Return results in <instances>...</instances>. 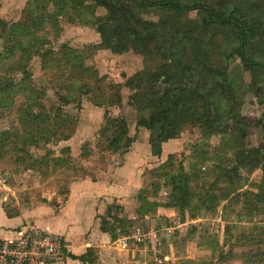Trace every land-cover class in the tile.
<instances>
[{
	"label": "rangeland",
	"instance_id": "1",
	"mask_svg": "<svg viewBox=\"0 0 264 264\" xmlns=\"http://www.w3.org/2000/svg\"><path fill=\"white\" fill-rule=\"evenodd\" d=\"M124 1L133 14L155 27L158 41L143 44L122 38L103 6H98L93 14L89 9L82 13L74 9L66 12L52 3L41 10L31 7L35 6L34 0H0V19L8 24L23 23L30 9L42 11L43 22L26 37L29 42L44 44L39 52L53 50L49 57L33 52L25 56L32 77L21 92L12 96L1 90L0 134L9 130L15 134L12 141H21L19 136L24 130L19 108L26 103L60 106L72 118L57 137L49 142L40 141L37 146L28 145L21 152H16L12 144L4 149L0 139V200L5 210L19 213L54 198L56 203L57 198L66 197L71 184L106 176L109 169L112 176L126 165L125 173H135L140 178L136 200L128 203L127 211L121 205L123 213L130 215L124 224L125 233L131 235L129 240L146 249L140 253V264H264V198L257 197L264 172L257 160L261 153L250 152L264 144V71L257 70L262 74L256 76L254 83V74L244 68L240 58L228 56L231 35L227 29L206 30L204 43L195 40L194 35L201 31L197 11L144 8L133 0ZM198 1L227 11L241 6L249 17H260L259 24L264 28V0ZM183 35L187 43L178 46ZM6 36L0 29V83L9 76L15 81L22 78L16 69L19 58L8 57L3 51ZM110 38L113 44L124 41L127 49L112 51L106 43ZM198 51L206 53L197 55ZM250 53L254 58H264V42L255 39ZM80 60L85 67L77 66ZM178 60L211 64L222 72V84L227 78L231 82L225 85L232 87V93L224 99L219 96L222 89L217 90L211 102L219 100L224 110L232 107L245 119L247 136L241 150L249 157L234 179L220 177L218 173L221 164L228 169L239 165L231 126L220 133L201 123L186 124L176 137L162 143V151L156 155L151 139L157 132L138 125L142 117L169 105L167 89L183 85L187 98L193 96L191 87L195 83H199L200 93L206 91L201 89L198 76L188 79V71L176 68ZM87 67L93 71L88 78L80 79L78 76ZM112 94H119L120 100ZM109 95L114 102L108 99ZM61 96L69 98L70 103H64ZM106 110L111 116L126 120L129 135L134 139L128 151L107 148L108 141L102 133ZM225 122L233 125V120L226 118ZM180 167L189 173L200 194L215 196L212 203L201 204L197 199L184 212L166 206L171 176ZM157 185L160 189L154 193ZM227 191L231 193L224 196ZM147 232L150 235L145 241L134 237Z\"/></svg>",
	"mask_w": 264,
	"mask_h": 264
},
{
	"label": "trees",
	"instance_id": "2",
	"mask_svg": "<svg viewBox=\"0 0 264 264\" xmlns=\"http://www.w3.org/2000/svg\"><path fill=\"white\" fill-rule=\"evenodd\" d=\"M133 1L144 8L161 7L181 13L197 11L200 15V24L197 25L199 26L198 29L201 31H197L194 35L195 40L198 38L200 40L199 43H204L206 30H211L213 28L227 29L230 31L231 35V48L228 56H237L240 58L244 68L254 74V83L257 82V79H255L257 78L256 76L262 74L257 72V70L264 71V58H254L250 53L251 44L255 39L264 42V28L262 29L261 24H259L261 23L260 17H249V15L243 12L241 6H233L227 11L223 8H218L215 5L198 0ZM34 2L35 6L32 4L31 7L40 8L41 10H45L47 5L52 3L57 9H65L66 12H68L69 9H74L76 12L82 13L84 10L88 12L89 9L93 14L98 6H103L108 10V19L116 23L115 29L117 34L122 38H126L133 42H141L143 44L159 40L155 27L151 28V23L149 21L143 20L133 14V11L129 9L124 0H34ZM43 19V12H38V10L34 12L33 9H30V12L28 11L26 20L23 23L16 22L8 24L5 20L0 19V29L7 33V42L5 43V49L3 51L6 52L8 57L16 56L19 58V60L16 61V64H18L16 69L22 74V78H20L19 81H15L16 78L10 76L4 79L3 82L0 83V92L5 89L9 95L14 96L18 91L21 92L23 87L28 85V82L31 81L32 73L28 63L24 60L26 55H31L33 52L35 54H40L42 57H49L53 53V50L50 49L39 52V50L41 51L43 49L44 44L40 41L29 42V39L26 37L43 22ZM190 29H193L192 25H190ZM186 36H190L188 31L186 32ZM37 42L40 43L39 46H37ZM178 42V46L186 45L187 40L185 35H183V39ZM106 43L114 52L125 51L128 47L124 41H121L119 44H113L111 38ZM62 47L66 46L64 45ZM197 49L199 50V47H197ZM170 50L172 53L174 52L173 49L170 48ZM199 53L202 54L206 52L198 51L197 55ZM68 61L70 62V60ZM77 66H81L82 68L85 67L83 65V60H80ZM176 68L184 73L188 71V79L193 80L198 76V82H201L202 86L201 89L206 88V91L200 93L198 88L199 83H195L194 86L191 87V94L193 96L187 98L185 96L186 88L183 85L177 84L172 89L166 90V95H170L169 105L153 111L149 117H142L138 121V125L152 131L155 130L158 133L151 139V145L156 155L161 153L162 143L176 137L186 124L201 123L211 128L213 132L217 131L220 133L231 126L232 128L230 129L235 135V149L237 151L239 165L228 169V167H223L221 164L218 166V173L220 177L226 176L234 179V175L239 173V168L242 166L243 161L249 157L246 155L245 150H241L245 145L247 136L245 119L239 116L238 113H235L232 107L225 108L226 110H224L219 100L211 102L212 96L216 95L217 90L222 89L219 96L223 95V98L226 94L232 93V87L225 85L231 82H229L227 78L226 83L222 84L219 78L222 72L213 65L206 64L200 60L194 61L193 64L178 60ZM92 71V68L87 67L81 71L78 77L80 79L88 78ZM215 77H217L216 80L214 79ZM166 79H168V77ZM209 80H211L212 83H208ZM211 84L214 85L212 86ZM254 87L255 84L253 88ZM87 91H89V88L86 92ZM116 95L117 94H112L114 98ZM112 96L109 95L108 99L113 100ZM116 98L118 101L120 100L119 94ZM61 100L64 101V103H70V99L66 96H61ZM226 118L233 120V125H231V123H226ZM104 119L105 123L102 127V133L105 134L108 141L107 148L111 150L122 149V151H128L134 139L129 135V127L126 120L120 116H111L108 110H106ZM19 120L24 130V133L19 136L21 141H12L15 134L9 130L4 131L0 134L4 149L9 144H12L16 152H21L25 150L28 145L37 146L40 141L49 142L53 137H57L59 131L64 126L72 122L71 116L65 113L60 106H44L43 104L35 106L31 103H26L19 108ZM108 133H110V135H108ZM262 150L263 152H261ZM250 152L261 153V157L257 158V160L258 163L262 165L264 172V144L260 149H250ZM84 154L89 155V152H84ZM230 182L233 181L230 180ZM259 188L261 191L257 194V197L259 199L261 197L264 198V176ZM159 189L160 185H157L154 193H157ZM230 193V191H227L224 196H228ZM213 198H215V196L211 193L200 194V192L194 188L189 173L185 172L184 169L180 167L171 176L170 192L168 194L169 200L166 206L177 208L184 212L193 207L197 199H200L201 204H208L212 203L211 200H213ZM140 199L144 200L145 197L140 196ZM6 212L9 216L17 214L10 213L7 210ZM113 213L114 215H112ZM123 219V209L121 205L113 203L108 206L105 215L101 216V228L104 231H109L113 237H116L118 233H124L123 228L125 221ZM121 226L123 227L120 230L121 232H116L118 227ZM69 255L70 253L68 256ZM73 257L84 263H98V254L93 248H88L85 253L73 255Z\"/></svg>",
	"mask_w": 264,
	"mask_h": 264
},
{
	"label": "crops",
	"instance_id": "3",
	"mask_svg": "<svg viewBox=\"0 0 264 264\" xmlns=\"http://www.w3.org/2000/svg\"><path fill=\"white\" fill-rule=\"evenodd\" d=\"M124 168L112 176L109 169L106 176L77 181L69 186L63 200L57 198L53 203L55 198L49 199L52 203L46 200L33 208L21 209L13 216L7 214L0 200V239H15L27 223L33 222L45 231L63 235L70 243V255L64 261L52 264H91L73 257L85 253L88 248L96 250L97 264H140V253L146 249L129 240L130 234L124 231L113 237L101 228V216L105 215L109 205L121 203L127 211L128 203L136 200L140 178L135 173H125ZM129 217L123 213L125 222ZM121 228L118 227L116 232H121Z\"/></svg>",
	"mask_w": 264,
	"mask_h": 264
},
{
	"label": "built area",
	"instance_id": "4",
	"mask_svg": "<svg viewBox=\"0 0 264 264\" xmlns=\"http://www.w3.org/2000/svg\"><path fill=\"white\" fill-rule=\"evenodd\" d=\"M24 228L15 239H0V264H52L67 258L70 243L63 235L45 231L33 222ZM149 232L134 237L145 241Z\"/></svg>",
	"mask_w": 264,
	"mask_h": 264
}]
</instances>
